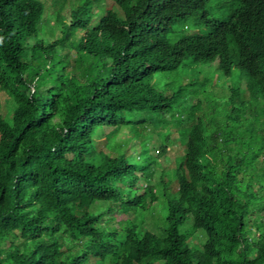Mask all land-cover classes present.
<instances>
[{
  "label": "trees",
  "instance_id": "obj_1",
  "mask_svg": "<svg viewBox=\"0 0 264 264\" xmlns=\"http://www.w3.org/2000/svg\"><path fill=\"white\" fill-rule=\"evenodd\" d=\"M53 1L0 0V264H264V0Z\"/></svg>",
  "mask_w": 264,
  "mask_h": 264
},
{
  "label": "rangeland",
  "instance_id": "obj_2",
  "mask_svg": "<svg viewBox=\"0 0 264 264\" xmlns=\"http://www.w3.org/2000/svg\"><path fill=\"white\" fill-rule=\"evenodd\" d=\"M82 1H84V0H54L53 1V6L54 7H59V9H62L65 5H68V3L69 4L73 3L74 5H72V6L74 7V6H76V4L79 5V3H81ZM234 7L235 8L237 7V3L236 2H234ZM49 13H51L52 16H53L52 20H49V24H48L49 26H47V23H45V22L42 23L39 26V38L42 39V40L45 38V36L48 33V31L50 32L56 26V23H54V10L51 9L49 11ZM194 28H195V26L193 25V23L189 22L188 23L187 34L204 33L202 30H200V29L195 30ZM53 31L57 32L58 30L54 29ZM128 133H129V129H124V130L120 131V135H119L118 138H121L122 140H125L128 137V135H127ZM130 141H131L130 147H132V146L134 147V148L132 147L131 151H133V149H137L140 152V154H137V155L138 156L141 155V159L142 160L150 158L149 156H153V155L156 156L158 154V144L159 143H155V142H152L151 140H147V141H145L144 146L141 145L139 147L138 140L131 139ZM172 147H173V149L170 152H168V154H166L165 156L159 157L160 159H158L159 161L157 162V164L152 166V175H153L152 182H155L156 179H158L161 176V173L164 170H166V168L171 166L172 163L175 162L174 159H175L176 156L184 154L183 147H181V145H179L178 143L173 144ZM144 151H146V152H144ZM142 153H143V155H142ZM138 163H140V161H138ZM148 181L151 182V179H149ZM138 185L142 186V188H143V187H145L147 185V183H146V181L142 182V180H141L138 183ZM140 192L142 193V190ZM103 213H104L103 220L106 221L109 218L108 215H110V214H108L106 211H104ZM110 216L115 217L117 220H125V219L129 218V216L117 215L116 213H114V214H112ZM130 217H132V216H130ZM164 217H165V211L164 210L161 211V208H160V210L157 211V212L156 211H152L150 213H145L143 216L140 215V216H138V219H139L140 222L143 221L144 223H146L145 227L146 226H149L150 228L152 227L151 230L154 231V232H157L156 229H158L159 225L164 222ZM104 221H102L100 223L101 226L105 225ZM191 222H192L191 220L187 221L182 226L181 231L183 233L189 230V228L191 226ZM205 240H206V237L202 236L201 237V241L205 242Z\"/></svg>",
  "mask_w": 264,
  "mask_h": 264
},
{
  "label": "clouds",
  "instance_id": "obj_3",
  "mask_svg": "<svg viewBox=\"0 0 264 264\" xmlns=\"http://www.w3.org/2000/svg\"><path fill=\"white\" fill-rule=\"evenodd\" d=\"M234 2L237 3V7L236 8H239L240 7V0H234Z\"/></svg>",
  "mask_w": 264,
  "mask_h": 264
}]
</instances>
